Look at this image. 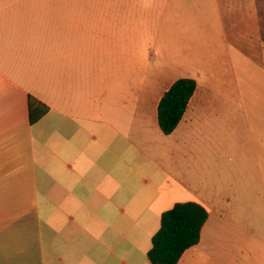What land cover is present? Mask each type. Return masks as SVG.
Returning a JSON list of instances; mask_svg holds the SVG:
<instances>
[{
    "label": "crops",
    "instance_id": "1",
    "mask_svg": "<svg viewBox=\"0 0 264 264\" xmlns=\"http://www.w3.org/2000/svg\"><path fill=\"white\" fill-rule=\"evenodd\" d=\"M242 4L218 0L220 15ZM248 6L257 9L255 0ZM121 9L0 0V264H45L46 252L60 263L58 241L97 245L127 264L124 223L137 220L125 206L134 213L189 195L208 219L177 264H264V231L253 230L251 211L262 194L240 214L220 206L217 186L206 182V165L224 158L201 149L210 92L196 86L164 135L157 107L176 79L142 71L139 30L111 16ZM29 97L49 109L35 125ZM158 229L154 222L151 236Z\"/></svg>",
    "mask_w": 264,
    "mask_h": 264
},
{
    "label": "rangeland",
    "instance_id": "2",
    "mask_svg": "<svg viewBox=\"0 0 264 264\" xmlns=\"http://www.w3.org/2000/svg\"><path fill=\"white\" fill-rule=\"evenodd\" d=\"M80 1L122 8L111 11V16L126 28L135 27V34L139 30L142 71L165 73L170 80L192 79L198 89L210 92L199 124L205 134L201 149L224 158L206 165V182L217 186L215 199H223L220 206L235 204L240 214L246 213L244 203L262 194L263 201L251 211L258 215L253 230L264 231V0H255L256 10L243 0V8L223 15L218 0H76V4ZM188 198L194 203L189 195L173 199L170 206L154 205L134 213L125 206L126 215L137 220L124 223L131 232L123 244L127 264H148L145 252L151 246L154 222L158 228L160 215ZM140 229L149 235L135 238L133 233ZM135 240L139 243L134 250L130 242ZM68 245L58 241L54 256L62 260L59 263L46 252L45 264H120L97 245L93 251L84 243Z\"/></svg>",
    "mask_w": 264,
    "mask_h": 264
},
{
    "label": "trees",
    "instance_id": "3",
    "mask_svg": "<svg viewBox=\"0 0 264 264\" xmlns=\"http://www.w3.org/2000/svg\"><path fill=\"white\" fill-rule=\"evenodd\" d=\"M196 90V82L182 78L176 80L160 99L157 107V122L164 135L174 132L181 121L189 100ZM49 112L36 99H28L30 125L37 124ZM208 219L207 210L196 203H177L160 215L159 229L151 238V247L146 253L149 264H177L184 252L196 246L201 229Z\"/></svg>",
    "mask_w": 264,
    "mask_h": 264
}]
</instances>
